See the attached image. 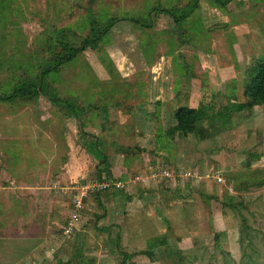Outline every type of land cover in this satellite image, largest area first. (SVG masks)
I'll return each mask as SVG.
<instances>
[{
  "label": "rangeland",
  "instance_id": "374dc122",
  "mask_svg": "<svg viewBox=\"0 0 264 264\" xmlns=\"http://www.w3.org/2000/svg\"><path fill=\"white\" fill-rule=\"evenodd\" d=\"M192 3L0 0L1 95L19 82H37L58 55L93 39L46 76V89L75 113L42 93L0 100V264L160 263H141L138 253L131 258L130 246H111L95 230L104 210L93 199L101 193H89L86 185L110 177L86 150L93 140L115 167L127 162L125 179L148 176L158 162L173 171L168 179L128 184L131 195L158 185L180 190L185 183L190 186L182 192L218 189L220 227L227 225L226 214L233 226L218 236L208 233L191 253L176 250L178 264L183 255L184 264L197 257L203 264H264V106L239 114L234 129L231 124L205 140L168 135L179 105L244 99L247 76L264 57V0H230L226 6L197 0L180 23L153 9L180 15ZM245 161L254 164L240 167ZM246 177L249 193L235 195ZM84 193L73 234L65 236L62 227ZM175 194L184 201V193Z\"/></svg>",
  "mask_w": 264,
  "mask_h": 264
},
{
  "label": "crops",
  "instance_id": "0c3cea01",
  "mask_svg": "<svg viewBox=\"0 0 264 264\" xmlns=\"http://www.w3.org/2000/svg\"><path fill=\"white\" fill-rule=\"evenodd\" d=\"M255 107L260 106H254L253 110ZM260 117L262 118L260 124L264 131V114L260 115ZM232 122V129H234L233 126H235L236 122L234 120ZM246 153L248 154L249 152ZM107 158L109 159L110 157ZM108 162L109 165L105 166L108 172L103 173L104 177L126 181L127 162L125 163L123 160V165L120 164L118 168L114 166L115 164H111V161L108 160ZM251 164L254 163L245 161L240 167L245 168L248 165L251 166ZM243 181L247 182L246 185L244 184L245 188L236 191L235 195L249 193L247 190L249 185H252V182H249L250 180L247 177ZM188 186L190 184L185 183L180 190L176 188L170 191L168 190L170 188L165 190L164 187L158 185L152 188L153 190H144L143 192L141 190L134 195L125 192L123 190L125 187L103 191L99 196L100 200L93 199L94 203L99 201V206L104 210L101 215L98 214L96 216V222L100 220L102 224L97 226L95 230L104 233L107 242L112 243L111 246H130L129 248L134 246L131 249L128 248L129 251H133L128 255L132 258L133 254L138 253L136 256L140 255L141 263H148V261L152 263L157 258V261H160L157 264H178L175 261L176 250L182 253L186 251L191 253L194 246L200 244L208 233L214 232L218 236L219 230H226V228L233 226V218L231 215L226 214L227 225L220 227V224L223 223L220 222V216H218V207L215 208L218 205L219 196L216 193L218 189H215V191L210 190L209 193L201 189L197 190V192L195 191L196 193H190V189L182 192ZM261 186L262 189L259 193L262 194L264 199V185ZM233 189L236 190L235 186ZM177 191L182 195L184 193V201H189L191 194H193L195 201H189L187 204L181 200L178 202L175 199V192ZM250 195L248 194L249 197ZM197 202L198 206L191 205ZM185 260L187 259H184L183 255V261L179 263L184 264ZM195 261L200 264L201 257H197Z\"/></svg>",
  "mask_w": 264,
  "mask_h": 264
},
{
  "label": "trees",
  "instance_id": "16d2710c",
  "mask_svg": "<svg viewBox=\"0 0 264 264\" xmlns=\"http://www.w3.org/2000/svg\"><path fill=\"white\" fill-rule=\"evenodd\" d=\"M216 3H220L222 6H226L230 0H215ZM197 6V0H193V3L187 10H184L182 14H177L176 10H167L153 8L154 10H162L168 13L176 23H180L182 19L186 18L193 9ZM177 12V13H176ZM134 22H139L137 18H131ZM115 20H113L114 22ZM111 21L104 30L113 25ZM144 26L149 27L148 23H143ZM102 30V31H104ZM100 34H102L100 32ZM93 39L88 37L83 40L82 45L77 48H69L68 53L64 56H57L51 65L45 66L38 76L37 82L35 81H22L15 84L6 95L0 94V100L12 101L18 97L32 98L42 93L50 102L54 104L65 103L64 105L69 111L75 113L73 106L70 103L60 99L52 89L47 88L46 76L56 70V68L67 60H71L77 53L83 51L88 45H91ZM243 100H228L222 105H213L210 103H199L196 107L188 105H179L174 109L173 118L174 124L169 128L168 135L179 134L183 137L192 135L196 140H205L218 135L221 130L228 128L233 119L241 113H249L254 106L264 105V57L257 61L252 71L247 76L245 86L243 90ZM71 112V113H72ZM86 141L84 142L85 145ZM96 142L90 141L86 144L87 152L93 157L100 158V163L103 164L99 170L100 173L108 172L105 166L109 165L106 154H102L98 147L95 146ZM106 155V156H104ZM250 163V161H248ZM108 174V173H107ZM108 189H115V187L104 188L102 190H90L89 193L99 194ZM125 190V189H123ZM84 202V201H83Z\"/></svg>",
  "mask_w": 264,
  "mask_h": 264
},
{
  "label": "built area",
  "instance_id": "2783aa9c",
  "mask_svg": "<svg viewBox=\"0 0 264 264\" xmlns=\"http://www.w3.org/2000/svg\"><path fill=\"white\" fill-rule=\"evenodd\" d=\"M152 167L150 168V174L146 177H142V175L139 176H135V177H128L126 181H120L117 179H103L101 182L99 181L98 183L95 184H87V191L90 190H102L104 188H110V187H115V188H124L126 186V184L130 185L133 182H148V181H154L157 182L158 179H168L171 178L173 176V171L170 170L168 168V165L162 162H158L156 163V165L154 166L151 165ZM142 178V179H140ZM184 178H187V176H185ZM106 180V181H105ZM137 180H141V181H137ZM105 181V182H104ZM91 186V187H89ZM91 188V189H90ZM81 194L80 199H76L74 202V207H75V212H73L72 217L67 220V223L62 227V233L65 236H71L73 234L74 231V223H76L78 220V212L79 210H81L83 208V201H82V197L85 195Z\"/></svg>",
  "mask_w": 264,
  "mask_h": 264
}]
</instances>
